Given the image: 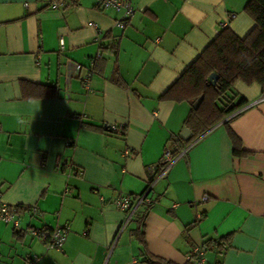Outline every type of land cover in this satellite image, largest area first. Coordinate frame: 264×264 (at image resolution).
Segmentation results:
<instances>
[{"label":"crops","instance_id":"crops-1","mask_svg":"<svg viewBox=\"0 0 264 264\" xmlns=\"http://www.w3.org/2000/svg\"><path fill=\"white\" fill-rule=\"evenodd\" d=\"M52 1L0 0V197L20 207L19 228L0 222V264H148L135 216L122 228L111 200L150 182L149 253L186 264L192 247L231 234L223 251L206 246L208 264H264L261 85L236 81L246 104L182 143L187 154L162 176L160 162L190 110L160 95L221 22L239 37L252 30L249 0H132L123 29L96 0ZM224 122L245 155L233 154ZM56 225L69 228L61 250L45 244Z\"/></svg>","mask_w":264,"mask_h":264},{"label":"trees","instance_id":"trees-1","mask_svg":"<svg viewBox=\"0 0 264 264\" xmlns=\"http://www.w3.org/2000/svg\"><path fill=\"white\" fill-rule=\"evenodd\" d=\"M244 11L254 22L252 30L246 36L239 37L228 27L221 28L201 54L160 95L161 100L185 101L190 105L183 128L189 129L191 135L186 140H182L178 135L173 137V145L190 143L246 104V100L233 90L236 81L240 80L245 84L257 83L264 89V0H249ZM211 74L215 75L214 84L209 79ZM54 93L50 91L46 95ZM201 95H203L201 103L194 108L193 103ZM224 124L232 142L233 154L245 155L240 139L226 122ZM149 206L151 204L135 215L136 228L133 233L143 245L142 262L175 264L149 253L146 249L144 218ZM16 208L17 211L20 210V207ZM230 239L231 234H228L218 240L209 239L203 245L206 247L215 243L216 247L223 251L229 245ZM186 264L190 263L187 261Z\"/></svg>","mask_w":264,"mask_h":264},{"label":"built area","instance_id":"built-area-1","mask_svg":"<svg viewBox=\"0 0 264 264\" xmlns=\"http://www.w3.org/2000/svg\"><path fill=\"white\" fill-rule=\"evenodd\" d=\"M61 2L58 0H53L51 2L52 8H58L61 6ZM96 5L101 10H107L112 9L116 11L119 16L117 19H115V25L119 27L120 29H123L125 25L129 22L131 17L134 13V5L132 0H96ZM220 29L227 27L226 22H221L219 24ZM219 29V30H220ZM63 45V42H61V46ZM98 56H100V51L97 53ZM72 66L75 71H79L81 69V65L78 63H72ZM92 74V71H88L86 75H84L83 80L85 82H88L90 79V76ZM261 99H264V94H262ZM190 146H167L161 156L160 162L163 165V170L161 173L162 175H165L170 166L173 164V162L181 157H184L189 149ZM152 170V168H150ZM154 182L148 183L145 190L136 195V196H130L128 194H119L115 198L111 200V203L118 209L125 212V221L123 223L122 228L130 221L132 218L137 214L138 210L142 206H147L153 203V199L150 196V192L153 189ZM102 199V198H101ZM0 222L10 224L14 229L19 228L18 223V211L16 206L9 205L5 203L1 197H0ZM69 228L68 226H59L56 225L55 227L48 229L44 231V234L47 238L46 246L51 249H57L61 250L62 246L64 244L66 234L68 232ZM30 234L34 236H38V231L35 229H29L28 231ZM115 241L111 243L108 250V255L110 254L113 245ZM108 257V256H107ZM35 256L30 257L26 264H35ZM187 261L190 264H208L207 258H206V247L204 245H198L195 247H192L190 250ZM104 264H110L108 263L107 259L105 260ZM129 264H139L138 260L134 259Z\"/></svg>","mask_w":264,"mask_h":264},{"label":"water","instance_id":"water-1","mask_svg":"<svg viewBox=\"0 0 264 264\" xmlns=\"http://www.w3.org/2000/svg\"><path fill=\"white\" fill-rule=\"evenodd\" d=\"M209 79H210V82H211L212 84L215 83V75H214V74H211V75L209 76ZM202 99H203V95L199 96V98H197V100L193 103V107H194V108H197V107L199 106V104L201 103ZM179 135H180V138H181L182 140H186V139H188L189 136L191 135V132H190L189 129H187L186 127H184V128H182V130H181V132H180Z\"/></svg>","mask_w":264,"mask_h":264}]
</instances>
